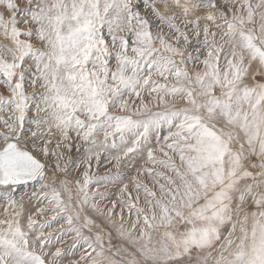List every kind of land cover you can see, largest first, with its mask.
<instances>
[{"label":"snow or ice","instance_id":"1","mask_svg":"<svg viewBox=\"0 0 264 264\" xmlns=\"http://www.w3.org/2000/svg\"><path fill=\"white\" fill-rule=\"evenodd\" d=\"M0 264H264V0H0Z\"/></svg>","mask_w":264,"mask_h":264},{"label":"rangeland","instance_id":"2","mask_svg":"<svg viewBox=\"0 0 264 264\" xmlns=\"http://www.w3.org/2000/svg\"><path fill=\"white\" fill-rule=\"evenodd\" d=\"M111 191H114V189H110Z\"/></svg>","mask_w":264,"mask_h":264}]
</instances>
